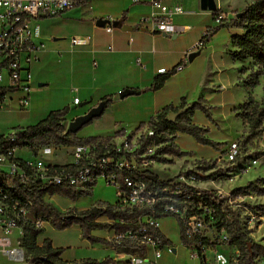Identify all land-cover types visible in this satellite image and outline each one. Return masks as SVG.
Instances as JSON below:
<instances>
[{"label": "crops", "instance_id": "obj_1", "mask_svg": "<svg viewBox=\"0 0 264 264\" xmlns=\"http://www.w3.org/2000/svg\"><path fill=\"white\" fill-rule=\"evenodd\" d=\"M178 1L183 4L186 12L175 15L174 21L187 29L177 35L154 31L153 22L143 23L144 19L157 14L151 0H83L79 6L60 15L42 18L40 36L36 39L37 59L31 64L33 79L29 102L26 107L20 106L18 99L23 96V92L16 91L7 99L3 107H6L5 112L9 113L11 119L21 122L34 120L32 124H36L51 111L69 106L65 119L73 120L111 96V103L95 118L99 124L98 132L93 135L107 140L113 138L118 131L136 130L140 124L148 123L152 116L168 105L178 106L183 99L187 104L203 100L211 106L213 118H208L202 110L197 109L192 115V121L206 128L208 136L223 143L216 149L198 142L186 132H179L175 143L180 149L193 151L194 158L219 157L227 151L228 140L231 138V135L223 132L222 123L234 118L238 108L248 97V89L241 81L244 74L240 73L244 63L235 61L228 53L232 49V34L241 33L242 29L228 25L226 21V34L224 29L216 31L208 39V45L192 59L189 58L182 70L173 71L160 89H148L156 76L162 74L161 70L172 71L182 62L186 53L213 25L212 11L201 9L200 0ZM217 6L225 12L220 3ZM99 19H106L108 22L100 26ZM73 37H88L89 42L84 45L74 44ZM126 88L137 92L120 96V92ZM76 97L79 98L78 103L74 102ZM77 136L90 135L79 131ZM55 155L56 152L53 156ZM90 190L94 192L95 187ZM73 191L75 198L59 196L69 197L73 201L89 196L78 190ZM47 198L52 203L51 195H47ZM96 202L93 200L88 207L74 210L90 209ZM116 203L117 200L112 204ZM60 210L67 211L71 208L64 207ZM99 220L112 222L107 216H101ZM55 228L54 225L47 224L38 236V243L43 244L46 239H50L53 247L63 249L61 260H76L75 256L68 257L65 247L56 243L49 235V230ZM159 229L175 247L173 254L163 255L161 264H202V260L190 257V252L182 241L181 226L176 217L161 218ZM94 233L112 241L118 235L114 228L94 229ZM97 248L109 253L101 259L91 253L78 260L102 262L109 259L107 264H126L131 252L127 245L101 243ZM3 259L7 260L5 256H1L2 262Z\"/></svg>", "mask_w": 264, "mask_h": 264}, {"label": "built area", "instance_id": "obj_2", "mask_svg": "<svg viewBox=\"0 0 264 264\" xmlns=\"http://www.w3.org/2000/svg\"><path fill=\"white\" fill-rule=\"evenodd\" d=\"M82 1L0 0V88L5 89L0 109L5 106L10 94L16 91L23 92V96L18 99L20 106L26 107L29 102L33 79L31 64L37 59L36 39L40 36V20L69 11ZM151 3L157 14L144 19L143 23L153 22L154 31L168 35L186 31L185 26L174 21L175 15L186 12L181 2L151 0ZM212 13L218 25L224 24L229 18V14L218 6ZM211 30L209 28L204 32L173 71L182 70L191 54L206 47ZM88 42V37L72 38L74 44L84 45ZM166 72V69L161 70L162 74ZM74 102L78 103L79 98H74ZM19 132L16 130L0 135V264H3L1 256H5L11 264L27 263L28 254L21 243L28 225L43 231L47 224L54 225L51 220L37 214L34 193L42 189H92L100 178L116 187L118 199L115 205L119 208L137 207L148 211L139 218L141 223L136 229L125 233L116 230L118 235L113 244L129 241L135 245L132 249L128 246L131 252L126 264H161L160 259L165 253L175 252L174 245L159 229V221L163 217H157L154 214L156 210L168 213L166 217H180L184 221L185 236L193 242L186 245L191 258L200 259L202 263L205 260L206 264H239L237 247L236 254L231 257L221 252L213 254L212 244L205 241L210 240L200 234L207 218L215 220L216 209L203 201L205 194L212 192L197 188L195 176H180L163 187L151 185L144 177L154 163V154L159 146L153 140H147L142 146L137 139L122 132L101 144L84 142L72 146L73 160L67 164H57L43 157L54 155L57 151L55 147L44 146L36 153L21 148L17 143ZM153 136L154 131L147 128L145 137ZM22 150L33 156L22 157L19 154ZM240 153L239 142H231L225 153L227 161L234 162ZM259 162L254 158V164ZM215 196L211 195V198L215 199ZM216 197L223 199L220 195ZM198 198L201 201L196 202ZM190 210H193L192 214H189ZM110 221L113 222L112 219ZM221 230L225 232L228 242V232L224 228ZM63 264L93 263L70 260Z\"/></svg>", "mask_w": 264, "mask_h": 264}, {"label": "trees", "instance_id": "obj_3", "mask_svg": "<svg viewBox=\"0 0 264 264\" xmlns=\"http://www.w3.org/2000/svg\"><path fill=\"white\" fill-rule=\"evenodd\" d=\"M224 25H226V22L221 24L220 27ZM234 26L242 29V32L232 34V49L228 53L235 61L244 63V66L240 69V73L243 74L249 71L247 78L243 82L248 89L247 101L242 106L244 112L237 113V116L241 117L243 122L249 125V136L255 137L264 122V105L257 102L253 94L254 88L260 84V77L264 76V0H253L246 6L244 11L237 13V23ZM219 28H216L213 33ZM212 34L210 33V35ZM172 73L173 70L156 76L153 84L148 89H160ZM4 94L5 89L0 88V101H3ZM111 99V96L104 99L106 106L111 103ZM182 108H186L185 112L179 115L174 121L170 120V114ZM69 109V107H65L51 111L36 124L19 127L18 145L21 148L31 149L36 153L44 146H53L59 149L61 147H72L84 142H99L101 144L111 139L101 140L95 137H78V132L67 130L64 121ZM196 109H201L208 115L210 114L209 107L201 100L193 102L188 106L186 100L183 99L178 106L172 104L166 106L163 110L152 116L148 123L140 124L139 127L148 126V129L151 128L154 131V136L146 137L145 142L147 140H153L157 145H164L162 149L163 153L166 154H184L188 152L182 151L178 147L175 143V138L179 132H186L202 144L219 148V143L213 141L207 135L208 130L206 128L193 123L192 115ZM118 132L125 131L121 130ZM145 142L142 146L145 145ZM160 160L167 161L165 158H160ZM144 177L155 187L169 185L176 179L161 180L155 173L149 170L144 174ZM56 193L68 195L72 198L76 197L73 188L38 190V192L34 193L37 214L46 220H51L58 229L67 228L74 223L79 224L83 230L84 237L90 239L92 242L113 244L112 240L92 236L91 231L97 228H115L118 232L125 233L129 230L136 229L141 223L139 218L148 213L144 208H119L117 205L101 203H97L90 209L83 211L73 209L62 211L47 198V195L52 196ZM80 193L91 194L92 191L87 189L81 190ZM211 195L214 196V192L205 194L203 201L213 205L216 209L214 219L220 230L224 228L228 232V243L237 247L239 250V264L254 263L258 256L264 258V247L252 242L248 238L247 231L241 220L236 217L234 218L233 215L231 216L232 212L224 205L223 199L216 196L215 199H212ZM199 201L201 199H196V202ZM192 213L193 210H190L189 214ZM154 214L157 217H166L169 215L168 213H163L161 210H156ZM101 216H107L113 222L101 221L99 220ZM177 219L181 226L183 243L185 245H191L193 242L185 236L184 221L180 217ZM42 232L43 230L36 229L31 225L27 226L21 244L27 251L28 260L32 264H63L65 261L60 259V255L63 252L62 248L53 247L50 239H46L43 244L38 243V236ZM205 241L212 244L210 241ZM120 245H127L130 249L135 247L129 241L118 244V246ZM85 261L93 264H107L110 262L109 259L102 262L89 259ZM202 264H206L205 260H203Z\"/></svg>", "mask_w": 264, "mask_h": 264}, {"label": "rangeland", "instance_id": "obj_4", "mask_svg": "<svg viewBox=\"0 0 264 264\" xmlns=\"http://www.w3.org/2000/svg\"><path fill=\"white\" fill-rule=\"evenodd\" d=\"M252 1L253 0H218L225 12L229 14L227 22L228 25L232 26L237 23V13L244 11L246 6ZM219 27L220 25H218L213 18L211 34ZM219 29H224V33L226 34L228 26L224 25ZM219 29H217V31ZM212 35H209V40ZM208 43L209 41L207 42V45ZM243 74L244 75L241 77L242 82H244L247 78L249 71ZM263 86L264 76H261L260 84L254 91V98L261 105H264ZM201 101L203 102V100ZM190 104L187 105L189 106ZM243 104L238 108L237 113L244 112V109L242 108ZM207 106L209 107L210 114L208 115L206 112L202 111L208 118L212 119L213 110L211 106ZM5 108L0 110V135L15 132L16 130H19V127L32 125L34 122V120H25L21 122L19 120L11 119V117H9V113L5 112ZM97 120L98 119H95L92 123L86 125L82 130H80L81 133H87L90 135L87 137H94L93 135L98 132L97 127L99 123ZM70 121L71 120L68 119H65L64 121V125L67 130H69ZM222 125L224 127L223 132L227 135H231V138L228 140V146L233 141H238L240 144L241 153L234 162L227 161V156L225 155L226 151L216 158L199 159L192 156L193 151L190 149L185 150L181 148L182 151L188 152L184 154H166L163 153L162 149L164 145H159L154 154V163L150 166L149 171L155 173L161 180L178 178L180 176H195L196 187L204 191L214 192L216 196H222L224 205L233 213H231V216L233 215L234 218L236 217L241 220L245 230L247 231L248 238L252 242L264 247V122L255 137L249 136V125L245 124L243 119L237 116V114L234 118L223 122ZM147 127L148 126L138 127L134 131L126 132V135L130 136V138L137 139L138 143L143 145L146 140L145 133ZM121 133L122 132H116L113 138L121 135ZM209 138L219 143V147L221 146V143H223L222 141L210 136ZM118 141H121V139H118ZM19 154L22 157L33 156L32 153H28L26 150L20 151ZM43 157L54 162L70 163L73 160L72 148L61 147L57 149L55 156L43 155ZM160 158H165L167 161H161ZM254 158H257L260 162L258 164H254ZM94 187L95 190L92 194H89L88 197H84L78 201H73L69 197L59 196L61 194L58 193L51 196V201L58 209L70 207L74 210L88 207L93 200L97 201L96 204H112L118 199L116 195V187L112 184H107L103 178H100ZM200 234H202V236H206V238L212 242L213 254L221 252L226 254L228 257H231L232 254H236V247L226 241L225 232L219 229L215 220L207 218L203 229H200ZM49 235L56 243L65 247L66 255L68 257L75 256L77 257L76 260L85 255H90L91 253H94L101 259L105 254L109 253L105 250L100 251L97 248L101 246V242H92L90 239L84 237L83 230L80 228L79 224L77 225V223H74L64 229H50ZM91 235L98 237L94 233V229L91 231ZM4 263L8 264L9 261L3 259V264ZM12 264L32 263L28 260L27 263L13 262ZM251 264H264V258L258 256L256 257L255 262Z\"/></svg>", "mask_w": 264, "mask_h": 264}, {"label": "water", "instance_id": "obj_5", "mask_svg": "<svg viewBox=\"0 0 264 264\" xmlns=\"http://www.w3.org/2000/svg\"><path fill=\"white\" fill-rule=\"evenodd\" d=\"M200 7L203 10L214 11L217 9V2L216 0H200ZM107 22L108 20L106 19H99L98 25L104 26ZM196 53L191 54L189 58L192 59ZM136 92L137 91L134 89L126 88L120 92V96L125 97ZM105 106L106 103L101 102L98 106L91 108L87 113L75 117L69 122V130L72 132H79L85 125L89 124L90 122H92V120L99 117L102 114ZM185 110V108H182L177 112L171 113L169 116L170 120L174 121L179 115L184 113Z\"/></svg>", "mask_w": 264, "mask_h": 264}]
</instances>
